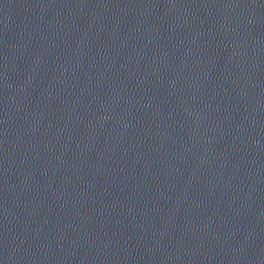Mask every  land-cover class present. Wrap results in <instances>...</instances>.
<instances>
[{"label": "water", "instance_id": "95a60500", "mask_svg": "<svg viewBox=\"0 0 264 264\" xmlns=\"http://www.w3.org/2000/svg\"><path fill=\"white\" fill-rule=\"evenodd\" d=\"M0 264H264V0H0Z\"/></svg>", "mask_w": 264, "mask_h": 264}]
</instances>
